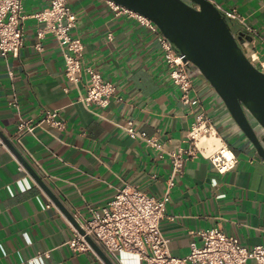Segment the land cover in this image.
<instances>
[{"label": "crops", "instance_id": "crops-1", "mask_svg": "<svg viewBox=\"0 0 264 264\" xmlns=\"http://www.w3.org/2000/svg\"><path fill=\"white\" fill-rule=\"evenodd\" d=\"M66 1L76 16L71 35L84 45V66L114 83L115 96L106 108L82 104L85 78L77 85L65 79L63 56L52 35L41 42L43 51L35 49L43 25L27 18L25 47L19 55L4 58L0 53V132L73 217H86L88 206H106L125 185L161 198L172 172L167 153L190 148L187 135L204 113L216 127L219 146L225 143L232 149L238 163L219 174L209 158L185 155L161 232L172 255L180 258L190 254L192 243L200 245L198 232L214 228L249 250L264 245V161L210 85L202 76L192 77L191 102L182 104L181 91L168 76L158 34L134 15L114 11L107 0ZM210 1L236 10L257 31L254 36L233 21L239 32L252 38L248 51H257L264 61V0ZM23 5L30 16L48 8L50 0H23ZM14 100L17 107L9 105ZM45 111H59L65 129L45 125L33 133H17L21 120L37 124ZM129 121L161 150L123 130ZM210 141L213 149L216 144ZM71 225L11 149L1 150L0 264H106L92 252L70 248ZM109 259L112 264H146L127 252Z\"/></svg>", "mask_w": 264, "mask_h": 264}, {"label": "built area", "instance_id": "built-area-1", "mask_svg": "<svg viewBox=\"0 0 264 264\" xmlns=\"http://www.w3.org/2000/svg\"><path fill=\"white\" fill-rule=\"evenodd\" d=\"M108 3L114 11L134 15L137 20L159 35L165 64L169 69L168 76L180 89L182 104L189 105L193 78L189 74L184 56L162 35L153 22L114 2L108 1ZM219 9L228 21H238L247 32L257 36V31L248 26L236 10L227 11L220 7ZM27 18H33L43 25L38 29L39 42L35 45V49L39 52L43 51L41 42L46 36L52 35L58 42L63 56L65 79L77 85L85 78L86 94L80 97L81 103L86 107L93 105L101 108L108 107L110 100L116 94V86L110 81H105L102 75L91 66H84V45L79 38L71 35L77 20L66 0H50L48 8L30 16L24 14L23 0H0L1 55L4 58L10 55L17 57L25 47L24 21ZM260 41L264 44V38ZM248 48H246L247 57L264 73V61H260L259 53L250 52ZM9 76L13 77V74L9 73ZM9 105L17 107L15 100ZM45 125L64 130L66 123L59 111H45L37 124L31 120H21L17 133L22 131L33 133L36 127ZM122 129L132 137L144 139L143 134L135 132L133 121H129L128 125ZM213 136L219 138L215 125L209 117L201 113L187 135L190 148L186 151L180 149L167 153L172 164V172L164 195L158 199L130 185L117 189L115 196L106 206L102 208L88 206L86 217L81 213L74 214L75 220L85 235H81L71 225L74 236L68 242L70 248L76 253L92 252L97 255L86 240L88 236L109 257L116 258L118 253L127 252L137 256L146 264H249L250 261L264 264V245H258L249 250L242 247L237 238L226 235L219 228L198 232L197 236L201 239L200 245L192 243L190 254L183 258L172 255L169 240L161 232L160 223L165 217L175 179L182 174L185 155L194 157L198 153L209 158L219 174H226L236 167L237 157L225 143H222L220 148L215 146L213 149L210 148L208 140ZM145 141L156 150H161L154 139ZM3 149L8 150V147L0 138V151ZM19 169L25 171L21 164Z\"/></svg>", "mask_w": 264, "mask_h": 264}, {"label": "water", "instance_id": "water-1", "mask_svg": "<svg viewBox=\"0 0 264 264\" xmlns=\"http://www.w3.org/2000/svg\"><path fill=\"white\" fill-rule=\"evenodd\" d=\"M153 22L184 56L191 77L202 76L225 104L238 129L264 161V73L246 54L252 38L232 30L228 19L210 0H107ZM0 138L20 159L37 184L54 201L76 230L85 235L43 178L20 155L13 143ZM97 255L109 257L88 236Z\"/></svg>", "mask_w": 264, "mask_h": 264}, {"label": "bare ground", "instance_id": "bare-ground-1", "mask_svg": "<svg viewBox=\"0 0 264 264\" xmlns=\"http://www.w3.org/2000/svg\"><path fill=\"white\" fill-rule=\"evenodd\" d=\"M209 140H211V141H210V144L213 145V144L215 143L217 146H219V140H218L217 137H214V136H213V137H212L211 139H209ZM209 140H208V141H209ZM216 145H214L216 148H220L223 144L220 145L219 147H217ZM214 146H213V147H214ZM228 155H229V154H228Z\"/></svg>", "mask_w": 264, "mask_h": 264}, {"label": "rangeland", "instance_id": "rangeland-1", "mask_svg": "<svg viewBox=\"0 0 264 264\" xmlns=\"http://www.w3.org/2000/svg\"><path fill=\"white\" fill-rule=\"evenodd\" d=\"M229 24L233 31L239 32V27L235 23H233L232 21H229Z\"/></svg>", "mask_w": 264, "mask_h": 264}]
</instances>
